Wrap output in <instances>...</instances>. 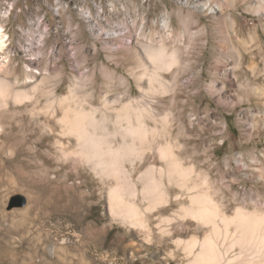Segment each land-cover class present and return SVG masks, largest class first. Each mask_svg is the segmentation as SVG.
I'll return each mask as SVG.
<instances>
[{
	"label": "rangeland",
	"instance_id": "374dc122",
	"mask_svg": "<svg viewBox=\"0 0 264 264\" xmlns=\"http://www.w3.org/2000/svg\"><path fill=\"white\" fill-rule=\"evenodd\" d=\"M0 25V79L31 95L0 98V264H187L177 240L207 230L179 216L193 194L207 192L229 215L264 210V0H0ZM151 45L178 51L162 63L171 69L157 92L131 58L152 71ZM153 100L158 115L145 121L167 133H150L148 154L124 162L125 197L145 208L156 196L144 198L142 172L165 168L168 201L148 211L145 233L112 214L115 180L74 153L61 118L66 106L96 109L114 131L124 103L137 123ZM166 139L192 167L187 182L169 178L155 145ZM16 196L27 203L9 210Z\"/></svg>",
	"mask_w": 264,
	"mask_h": 264
},
{
	"label": "bare ground",
	"instance_id": "6f19581e",
	"mask_svg": "<svg viewBox=\"0 0 264 264\" xmlns=\"http://www.w3.org/2000/svg\"><path fill=\"white\" fill-rule=\"evenodd\" d=\"M6 45V34L3 31V26L0 25V57ZM147 51L148 60L154 64L152 71L139 53L136 52L131 58L139 68L143 69L140 78L147 79L153 87V91L157 92L154 89L155 81L162 82V71L171 69L164 68L166 66L163 67L162 63H169V59H171L170 62H175L178 58V51L169 53L165 46L155 47L152 45L147 47ZM29 78H34V75L29 74ZM160 84L162 87L163 83ZM74 95L75 92L71 91L70 95L61 98V102L66 103ZM8 96L13 97L15 103H21L23 99L31 98V95L24 91H11L9 81L1 78L0 98L5 102ZM155 101L157 100H153L150 105L147 103L148 106L141 109L142 112L137 111V123L132 119L131 101L124 103L113 122L114 131L110 130L107 122L96 117V109L88 111L82 107L72 109L66 106L63 107L64 114L61 118L65 130L77 138V151L74 153H78L83 161L90 163L96 174L103 179L113 178L115 180L109 188L112 214L117 215L139 232L145 233H151L148 211L168 201V192L163 178L165 168L150 163L147 169L142 172L143 176L141 177L143 178L144 191H146L144 198L149 195L156 196V201L150 202L149 206L145 208L140 203L125 197V183L126 180L131 181V174L125 169L124 162L137 152L142 158L148 154V149L144 148L143 143L150 133L157 134V138L165 137L164 134L167 133V130L164 132V128L151 127L145 121L146 116L153 119L157 117L158 112L153 106ZM104 102H108L107 98L104 99ZM123 120H126V124ZM117 137H121L120 143L115 142ZM155 145L160 157L168 165L169 178L172 179L176 173L179 180H182L184 175L186 179V175L192 171V167L183 165L171 141L156 140ZM155 173H160V175L154 176ZM185 181L187 182V179ZM192 184V187L195 188L196 184ZM226 209L225 205L210 201V195L204 191L193 194L190 203L181 207L179 210L181 218L190 217L207 227L203 238L193 235L188 240H177L178 244L184 245L185 251L190 257L187 264H264V210L238 207L232 215H229ZM163 220H166V217ZM220 245L224 246L223 250Z\"/></svg>",
	"mask_w": 264,
	"mask_h": 264
},
{
	"label": "water",
	"instance_id": "95a60500",
	"mask_svg": "<svg viewBox=\"0 0 264 264\" xmlns=\"http://www.w3.org/2000/svg\"><path fill=\"white\" fill-rule=\"evenodd\" d=\"M27 199L23 196H16L12 199L10 202L9 210L12 209L13 207H21L26 205Z\"/></svg>",
	"mask_w": 264,
	"mask_h": 264
}]
</instances>
